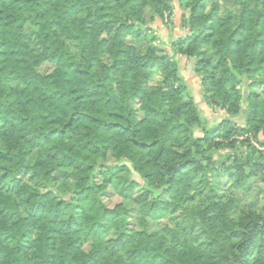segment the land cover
<instances>
[{
	"label": "trees",
	"instance_id": "obj_1",
	"mask_svg": "<svg viewBox=\"0 0 264 264\" xmlns=\"http://www.w3.org/2000/svg\"><path fill=\"white\" fill-rule=\"evenodd\" d=\"M174 1L0 0V264H264V0Z\"/></svg>",
	"mask_w": 264,
	"mask_h": 264
},
{
	"label": "rangeland",
	"instance_id": "obj_2",
	"mask_svg": "<svg viewBox=\"0 0 264 264\" xmlns=\"http://www.w3.org/2000/svg\"><path fill=\"white\" fill-rule=\"evenodd\" d=\"M185 14L182 9H180L177 1H174V15L172 17L166 18L165 22H160L159 20L154 22V29H155V36L157 37L156 41V47L160 53L169 51L171 52L172 49V43L179 39L180 36L183 34V31L181 29V18ZM178 63L179 67L181 69L182 75L188 80V84L190 87V93L192 94L193 98L198 103V106L200 108L201 114L203 118L206 120L208 127H212L216 123H218L222 119V114L218 111H216L214 108H211L208 106L204 99L203 90L201 88L200 79L195 74L194 71V64L188 59L178 57ZM108 62V61H107ZM54 69V65L52 63L44 64L40 69L39 72L42 75L49 74ZM156 82V79L153 83ZM257 90L259 92H264V89L261 86H257ZM137 107V105H136ZM239 124H244L243 118H239L237 120ZM200 135L202 133L200 132ZM261 184L259 182H256V184L253 186L252 193L250 194H243L238 193L234 190V188L229 185L228 187H224L221 190V194L232 196L237 204L238 207L233 211L232 217L238 218L240 216V210H249L251 208L257 209L259 212L264 211V189H261ZM53 187V188H52ZM51 189H53L57 196H60L62 198H65L67 195L62 193L59 189V184L57 182H53L51 185ZM105 204L113 208L118 203L121 202V199L114 195L112 191H109L107 194L104 195ZM128 207H131V205H128ZM134 207V205H133ZM130 230H139L137 223V218L134 217L130 221ZM167 223H154V222H148L145 230L149 233H158L160 232L164 226ZM110 237H115V235H111ZM86 249H88V246H85Z\"/></svg>",
	"mask_w": 264,
	"mask_h": 264
}]
</instances>
